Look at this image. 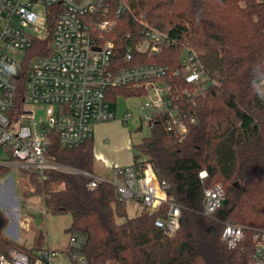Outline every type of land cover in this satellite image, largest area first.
Returning a JSON list of instances; mask_svg holds the SVG:
<instances>
[{"label":"trees","instance_id":"1","mask_svg":"<svg viewBox=\"0 0 264 264\" xmlns=\"http://www.w3.org/2000/svg\"><path fill=\"white\" fill-rule=\"evenodd\" d=\"M124 1L130 11L118 19L110 35L118 62L123 63L125 49L139 40L143 23L172 41L146 63L175 69L183 49L189 48L215 80L190 105L195 123L186 134L167 132L162 115L149 135L132 145L134 158L145 157L158 179L169 184L168 198L181 212L179 229L168 237L156 228L154 221L163 213L150 215L141 210L129 217L127 205L119 201L110 182L90 190V179L80 174L49 172L42 182L35 174L19 170V176L34 187V192L23 191L22 196L41 197L44 213L34 214L35 220L48 214L70 217L66 231L82 245V260L73 264H250L253 238L264 231V0ZM51 40L48 29L44 38L34 40L25 51L26 61L47 56ZM23 83L22 77L19 108L25 94ZM143 95L134 87L116 88L109 102ZM47 154L61 165L94 174L91 139L66 149L53 134ZM11 171L0 165V182ZM201 171L207 173L203 180L198 177ZM216 184L224 190V201L207 216L203 191ZM4 216L0 212V253L17 249L32 260L45 249L40 228L30 247L6 237ZM227 223L243 229V240L234 249L221 239Z\"/></svg>","mask_w":264,"mask_h":264},{"label":"built area","instance_id":"2","mask_svg":"<svg viewBox=\"0 0 264 264\" xmlns=\"http://www.w3.org/2000/svg\"><path fill=\"white\" fill-rule=\"evenodd\" d=\"M129 11L124 0H0V151L6 154L0 165L35 174L42 182L49 172L80 174L90 179V190L110 182L119 201L133 212L163 213L154 226L171 237L180 227V208L168 198L169 184L158 179L145 157L134 158L125 168L114 167L113 178L105 180L61 165L47 154L53 134L61 147L74 149L91 139L95 125L113 120L114 103L109 98L116 88L134 87L146 98L138 105V115L123 114L124 124L136 119L139 128L146 124L151 129L165 115V130L182 136L195 123L190 105L215 80L189 48L183 49L175 69L146 63L172 41L143 23L139 40L125 49L123 63L118 62L110 35L118 19ZM48 29L52 33L49 54L26 61L25 51L34 40L44 38ZM19 54L20 60L15 58ZM22 77L25 94L19 108ZM38 109L42 116L37 118ZM206 176V171L198 174L201 180ZM224 196L220 184L204 189L203 213L213 215ZM221 239L234 249L243 240V229L227 223ZM253 243L250 264H264V231L255 234ZM81 260L82 245L75 234H69L64 250L43 249L32 260L17 249L0 253V264H73Z\"/></svg>","mask_w":264,"mask_h":264},{"label":"rangeland","instance_id":"3","mask_svg":"<svg viewBox=\"0 0 264 264\" xmlns=\"http://www.w3.org/2000/svg\"><path fill=\"white\" fill-rule=\"evenodd\" d=\"M16 59L20 60L22 58L21 54L15 56ZM145 96L142 97H132V98H118L116 100L117 106V114H123L126 111L133 112L134 115L139 114L138 105L145 101ZM113 107V104H112ZM42 116V111L38 109L37 118ZM127 126L130 128L131 136L133 144H138L142 138L147 137L150 133V129L146 124H143L139 130V122L136 119H132L126 122ZM124 124V125H126ZM6 154L0 151V158H4ZM14 168L11 173L0 182V185H8L10 182L13 186L14 184V194L17 198V205H19L17 209L18 218L22 222L21 227L18 226L16 220L4 211L11 209L14 207L12 200L8 198V195L0 196V212L5 214L7 225L3 229V234L10 238L12 241L23 244L26 247H30L34 244V235L37 229H41L44 232V246L43 248H53L57 250H64L68 244L69 233L66 231L69 226L71 219L68 215H45L43 219L35 220L33 218L34 214H43V206L41 203V197L34 195L31 198L24 199L23 191L34 192V187L26 180H23L22 177L19 176L18 172H16ZM94 173H100L101 169L98 165L94 164ZM102 174V173H100ZM59 189L61 186L58 187ZM33 189V191H30ZM6 209V210H4ZM127 215L129 217L135 216L138 213L133 212V210L127 205L126 207ZM7 214V215H6ZM15 221V223H14ZM17 224V226L15 225ZM13 234H17V238L13 236Z\"/></svg>","mask_w":264,"mask_h":264},{"label":"crops","instance_id":"4","mask_svg":"<svg viewBox=\"0 0 264 264\" xmlns=\"http://www.w3.org/2000/svg\"><path fill=\"white\" fill-rule=\"evenodd\" d=\"M111 108L115 113V118L95 125L91 137L94 164L96 163L98 165L101 169L100 173H102L100 174L98 172L97 174L94 173V175L105 180H111L113 178L112 169L114 167H128L134 160V152L132 149L133 141L130 128L126 127L127 124L124 125L121 121L122 114H117L116 102L113 104V107L111 105ZM137 129L139 130L138 126ZM10 168L13 170L16 167ZM15 170L16 172L19 171L17 168ZM11 185L10 182L8 185H0V196H2V193L4 192L3 194L6 196L8 195L10 201L12 200L13 204H15L11 209L4 211L12 217L11 219H13L15 217L14 210H17L19 205H17V198L14 194V184L13 186ZM18 220L19 218L17 217V224ZM17 224L15 225L17 226ZM13 236L17 238V234H13Z\"/></svg>","mask_w":264,"mask_h":264},{"label":"water","instance_id":"5","mask_svg":"<svg viewBox=\"0 0 264 264\" xmlns=\"http://www.w3.org/2000/svg\"><path fill=\"white\" fill-rule=\"evenodd\" d=\"M15 211V220H17V217H18V213H17V210H14ZM3 226V221L0 219V229L2 228Z\"/></svg>","mask_w":264,"mask_h":264}]
</instances>
